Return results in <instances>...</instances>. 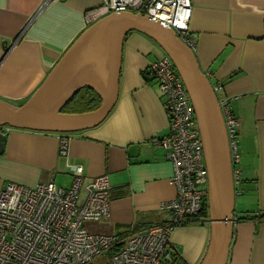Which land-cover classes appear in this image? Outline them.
<instances>
[{"label": "crops", "instance_id": "obj_1", "mask_svg": "<svg viewBox=\"0 0 264 264\" xmlns=\"http://www.w3.org/2000/svg\"><path fill=\"white\" fill-rule=\"evenodd\" d=\"M192 52L217 101L226 100L239 123L240 183L233 187L226 264H264V0H189ZM101 0H0V100L18 107L85 30V11ZM164 53L148 37L123 43L114 105L97 126L67 134L8 128L0 153V190L7 183L69 187L67 164L82 167L84 187L105 175L109 216L85 223L92 234L125 236L163 223L159 204L174 198L171 165L153 140L167 133L163 97L146 69ZM64 113H85L78 105ZM94 110V109H93ZM92 111V110H90ZM207 202V201H206ZM168 242L178 264H200L209 242L208 219L175 228Z\"/></svg>", "mask_w": 264, "mask_h": 264}, {"label": "built area", "instance_id": "obj_2", "mask_svg": "<svg viewBox=\"0 0 264 264\" xmlns=\"http://www.w3.org/2000/svg\"><path fill=\"white\" fill-rule=\"evenodd\" d=\"M125 12L148 16L172 29L190 49L189 0H101L84 12L85 28L100 19ZM163 97L167 133L153 140L171 165L169 183L174 198L159 204L169 219L125 236L92 234L85 223L109 216V182L100 175L85 185L79 199L82 167L67 164L72 182L68 188L52 182L26 187L7 183L0 190V264H178L168 242L183 225L201 224L207 201V171L192 107L170 59L163 55L146 69ZM219 89L213 86V92ZM228 146L233 187L240 183L239 123L226 100L218 102ZM9 129L0 128L5 135ZM67 134H60L59 154L67 157ZM79 199V204L77 201Z\"/></svg>", "mask_w": 264, "mask_h": 264}, {"label": "water", "instance_id": "obj_3", "mask_svg": "<svg viewBox=\"0 0 264 264\" xmlns=\"http://www.w3.org/2000/svg\"><path fill=\"white\" fill-rule=\"evenodd\" d=\"M131 32L152 40L167 56L192 107L207 171L209 242L200 264H226L234 221V190L225 128L212 86L201 73L192 49L176 33L148 16L125 12L93 23L75 39L41 85L20 106L0 100V128L70 134L99 125L114 105L123 43ZM100 104L85 113L62 108L81 88ZM5 135L0 132V153Z\"/></svg>", "mask_w": 264, "mask_h": 264}, {"label": "trees", "instance_id": "obj_4", "mask_svg": "<svg viewBox=\"0 0 264 264\" xmlns=\"http://www.w3.org/2000/svg\"><path fill=\"white\" fill-rule=\"evenodd\" d=\"M76 104L78 105V110H80V112L82 111H90L93 110L95 108H97L100 104V100L98 98V96L91 91L88 88H81L77 94L62 108V112H67V111H71V110H67L71 104ZM65 108V109H64ZM207 202L204 203V206L200 212V217L202 218L201 220H207L208 219V211H207ZM259 218H264V212L261 213L259 216Z\"/></svg>", "mask_w": 264, "mask_h": 264}, {"label": "rangeland", "instance_id": "obj_5", "mask_svg": "<svg viewBox=\"0 0 264 264\" xmlns=\"http://www.w3.org/2000/svg\"><path fill=\"white\" fill-rule=\"evenodd\" d=\"M65 109V108H64ZM75 108H71V107H69L67 110H74ZM64 188V187H63ZM65 188H67V187H65ZM204 201L206 202V198L204 199ZM79 204V199H78V201H77V205ZM187 225H191V224H187ZM195 225V224H194ZM197 225V224H196ZM102 257H99V258H97L95 261H94V263L95 264H106V261L105 260H102L101 259Z\"/></svg>", "mask_w": 264, "mask_h": 264}]
</instances>
